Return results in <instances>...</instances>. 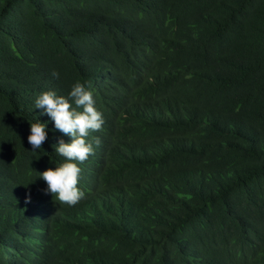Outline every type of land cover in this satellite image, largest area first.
<instances>
[{"label":"trees","instance_id":"1","mask_svg":"<svg viewBox=\"0 0 264 264\" xmlns=\"http://www.w3.org/2000/svg\"><path fill=\"white\" fill-rule=\"evenodd\" d=\"M77 82L104 124L69 207L35 101ZM0 264H264V0H0Z\"/></svg>","mask_w":264,"mask_h":264},{"label":"clouds","instance_id":"2","mask_svg":"<svg viewBox=\"0 0 264 264\" xmlns=\"http://www.w3.org/2000/svg\"><path fill=\"white\" fill-rule=\"evenodd\" d=\"M52 76L58 79L59 73L54 71ZM95 103L92 92L79 82L72 86L68 98L48 91L35 101V108L43 109L41 115L49 116L55 129L71 138L70 143L61 139L58 146H53L66 162L55 170L48 169L39 174L40 179L48 186L45 194L51 193L60 203L69 207L77 205L85 198V193L78 188L81 168L76 162L83 163L94 154L93 146L86 138L90 132L100 131L104 124L102 113L97 111ZM30 132L28 143L33 151H37L48 138L46 124L38 121L32 123ZM99 143V138H96V144ZM29 202L30 195L25 199L26 204Z\"/></svg>","mask_w":264,"mask_h":264}]
</instances>
